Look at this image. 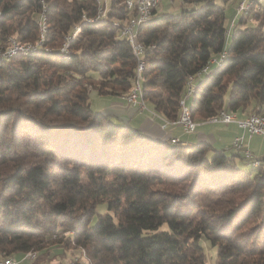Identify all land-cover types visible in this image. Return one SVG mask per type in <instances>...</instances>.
I'll return each mask as SVG.
<instances>
[{
    "label": "trees",
    "instance_id": "1",
    "mask_svg": "<svg viewBox=\"0 0 264 264\" xmlns=\"http://www.w3.org/2000/svg\"><path fill=\"white\" fill-rule=\"evenodd\" d=\"M155 8L135 37L146 109L177 120L197 77L193 120L252 102L264 114V15L227 41L215 0H182L159 18ZM128 16L125 0H0V50L11 37L40 47L0 56V261L33 252L25 264H51L78 249L88 264H206L204 239L213 264H264V160L152 139L91 109V89L122 98L134 87L136 56L114 25Z\"/></svg>",
    "mask_w": 264,
    "mask_h": 264
},
{
    "label": "crops",
    "instance_id": "2",
    "mask_svg": "<svg viewBox=\"0 0 264 264\" xmlns=\"http://www.w3.org/2000/svg\"><path fill=\"white\" fill-rule=\"evenodd\" d=\"M155 12L154 18L157 16V7L155 8ZM236 18L238 20L236 21L239 22V26L240 24L246 23L245 19L240 23V17L238 16ZM250 20L252 23L255 21L253 19H249V21ZM111 99L112 100L107 106L101 110L104 114L128 120L130 125L136 127L139 131L152 139L162 140L170 135L171 137H178L186 142H204L212 144L214 147L223 150L226 154H236L238 152L242 154L243 151H249L253 158L264 160V136H250L240 129L236 123L224 124L209 120L205 121V119L196 117L195 121L197 125L195 127V132L186 133L182 127L173 124L165 125V120L156 118L150 104H148L149 107L146 110L139 111L137 108L128 106L123 98L115 97ZM260 109L264 112V105L261 106ZM253 111H255L254 102L249 104L248 107L240 108L234 112L235 119H244ZM163 125L165 126L163 127ZM236 138L239 140V148L233 145ZM262 165H264V162ZM246 167L250 168L252 166L247 165Z\"/></svg>",
    "mask_w": 264,
    "mask_h": 264
},
{
    "label": "built area",
    "instance_id": "3",
    "mask_svg": "<svg viewBox=\"0 0 264 264\" xmlns=\"http://www.w3.org/2000/svg\"><path fill=\"white\" fill-rule=\"evenodd\" d=\"M104 1V0H103ZM243 1H252L253 4V17L252 18H244L243 16ZM102 0H100V3ZM160 0H148V6H141L140 0L136 1H127L125 0V6L126 9L129 13L128 18L121 24H117L118 27V36L120 38H124L127 41H130V33H131V28L133 24L136 21H140V19H146L147 18V12L149 11V8H151V3H159ZM260 2H264V0H240L238 1L236 5V16L245 19L248 21L249 19H257L260 15H264V10H260ZM104 6H106L105 1H104ZM105 12V8L99 9V14L102 16ZM78 25H74L72 27V31L74 30L75 27ZM231 23V27H232ZM72 35V33L70 34ZM69 35V36H70ZM14 47H21L18 44L12 43V37H11V47L9 49H1L0 50V56H6L7 57V51L13 49ZM35 48H40L39 46ZM35 48H29V49H35ZM64 50H67L69 52V47H66L64 45L63 48ZM144 48L140 47H135L134 45V52L136 55V65H135V74H134V80L136 84H139L140 82V54L141 51H143ZM224 51V54H227L226 49L222 50ZM220 60V59H219ZM218 60H213L208 63V66L202 70L200 74L205 72V70H210V67L217 63ZM190 76V75H189ZM197 80V77H190V84L194 83ZM88 87V86H87ZM187 94V89H184L183 91V98ZM124 101L127 103L128 106L137 108L139 111L146 110L143 107V104L140 103L139 99H135V94H132L129 96V98H123ZM221 123L227 124V123H236L237 126L248 133L250 136L253 135H260L264 136V118H260V112H251L249 114V119H235V114L226 110H223L221 112ZM165 125L167 124H173V125H178L182 127V129L186 133H193L195 132L194 127H191L189 123H187L183 118H182V107H181V112H180V118H178L175 121H170V122H164ZM163 125V127L165 126ZM171 142L175 143L179 141L178 137H171ZM233 145L236 148H239V140L236 138L234 140ZM242 155L244 156V159L249 161V162H259L258 159H255L251 156L249 151H243ZM78 257L74 258L69 264H78L77 262ZM20 261L24 260H18L17 262H5L3 261V264H19Z\"/></svg>",
    "mask_w": 264,
    "mask_h": 264
},
{
    "label": "rangeland",
    "instance_id": "4",
    "mask_svg": "<svg viewBox=\"0 0 264 264\" xmlns=\"http://www.w3.org/2000/svg\"><path fill=\"white\" fill-rule=\"evenodd\" d=\"M106 6L109 4L110 0H104ZM102 0V2H104ZM238 1L240 0H215V3L220 5V6H224V10H225V26L227 29V41L229 39V37L231 36L232 32L238 28H243L245 26H252L253 23L251 22V20L246 21V23L244 24H240L239 26V22H237V16H236V5L238 3ZM182 5V0H160V2L158 3L157 6V16L156 18H159L162 14L164 13H168V14H176L179 10H180V6ZM252 10H250L249 12H251ZM235 14V15H234ZM234 16V17H233ZM237 20V21H236ZM235 21V22H234ZM231 23H232V27H231ZM88 87H86L88 90L91 88V86L87 85ZM125 98V97H122ZM111 97L107 96V95H101L98 93V91L93 88L89 91L88 94V101L90 103V107L94 112H101L103 113L101 110L107 106V104L111 101ZM192 104V98L187 99L185 102V106L187 109H189V107ZM248 107V106H247ZM195 120V119H194ZM196 122V121H195ZM229 154V153H227ZM97 212L102 213L104 212V205L103 204H99L96 207ZM97 219V214H94L93 216V221H96ZM201 244L204 248V254L206 257V264H213L214 262V258H215V249L211 248L208 241L202 239L201 240ZM55 250V248H54ZM71 250L73 249H67L66 253V257L63 259H58V260H54L51 262V264H57V263H61V264H69L74 258L78 257L77 262L78 264H88L86 262L85 257V253L84 251H79L78 249L73 250V252H71ZM57 251V250H55ZM59 251L61 252V249H59ZM33 253V252H32ZM82 254V255H81ZM84 254V255H83ZM36 255V254H35ZM82 256V257H81ZM84 258V259H83ZM31 261V260H30ZM30 261H24L20 264H25L28 263ZM37 262V261H36ZM32 263V262H31ZM32 264H44V260L42 261H38L37 263H32Z\"/></svg>",
    "mask_w": 264,
    "mask_h": 264
},
{
    "label": "bare ground",
    "instance_id": "5",
    "mask_svg": "<svg viewBox=\"0 0 264 264\" xmlns=\"http://www.w3.org/2000/svg\"><path fill=\"white\" fill-rule=\"evenodd\" d=\"M97 1H98V3H100V0H97ZM127 1H136V0H127ZM140 4H141V6H148V0H140ZM157 5H158V3H151V8H149V11L147 12V18L146 19H140V21H136L133 24L132 28H131L129 44L131 45V48H132V51H133L134 54H135V52H134V45H135V47L143 48L140 44L136 43V41H135L136 32H137L138 28L140 27V25L146 24V23H149L150 22L151 17H152L151 16L152 15V10ZM252 8H253L252 1H243V15L244 16L245 15L247 16L249 14V11ZM260 10H264V2H260ZM117 24H118V22H114V25L117 26ZM39 27H40V29H39L40 30V38H39V40L42 41L43 34H44V31H45V16H44L43 13H42L41 19L39 21ZM12 43L18 44L21 47H14L13 49L7 51V57L6 56H1V59L7 60V59L15 56L18 53L28 54V53H30L32 51V49H29V48H32L29 44L20 43L18 41L17 42L16 41H12ZM10 47H11V43H10V45L6 49H9ZM142 53H143V51H141V54H140V76H141V72H142V70L144 68V61H143V58H142ZM223 56H225V55H223ZM213 60H215V59H213ZM213 60H211V61H213ZM204 67H203L202 70H204L207 66L205 68ZM202 70H201V72H202ZM187 83H188L187 94H186V96L184 98L182 96V98L179 100V107H180V112H181V107H182V118L187 123H189L191 127H194L195 128L196 125H197V123L190 117L189 110L185 106L186 100L192 94L193 89H194L193 88V83L190 84V77L187 78ZM132 94H135V99H139L140 103H142L143 104V107L145 108V104H144V102L140 98V94H141L140 85L139 84H136L135 80H134V87L132 88L130 94L127 97H125V98H129V96H131ZM222 111L223 110H221L218 114L212 116L209 119V121H212V122H221V112ZM179 118H180V116H179ZM260 118H264V114L260 113ZM244 119H249V114ZM252 164H253V166H257L259 163L258 162H252ZM34 258H35V253L29 252V253L23 254V256L21 258H19V259H17V258L14 259V258H10V257L9 258H4L3 260L0 261V264H3V261H5V262H17L18 260H24V261H30L31 260L32 261ZM24 261H20L19 264L22 263V262H24Z\"/></svg>",
    "mask_w": 264,
    "mask_h": 264
}]
</instances>
